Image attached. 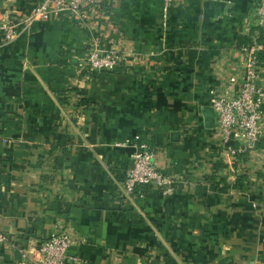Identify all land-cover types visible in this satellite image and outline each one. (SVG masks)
I'll list each match as a JSON object with an SVG mask.
<instances>
[{"label": "crops", "instance_id": "crops-1", "mask_svg": "<svg viewBox=\"0 0 264 264\" xmlns=\"http://www.w3.org/2000/svg\"><path fill=\"white\" fill-rule=\"evenodd\" d=\"M256 1L180 0L165 20L162 0H110L93 23L137 57L114 72L80 67L97 28L69 14L0 45V264L56 229L84 239L78 264H264V160L226 157L208 104ZM259 75L264 89V60ZM136 135L176 179L171 195L124 193Z\"/></svg>", "mask_w": 264, "mask_h": 264}, {"label": "built area", "instance_id": "built-area-1", "mask_svg": "<svg viewBox=\"0 0 264 264\" xmlns=\"http://www.w3.org/2000/svg\"><path fill=\"white\" fill-rule=\"evenodd\" d=\"M162 0L163 17L174 2ZM110 0H37L25 13L12 14L0 8V45L12 43L20 34L28 32L34 23L52 17L71 15L85 29L97 28L96 8L108 7ZM166 20V19H165ZM241 34L246 41L238 46V62L219 86L208 89V104L214 113V128L220 147L232 161L244 158L254 165L264 160V89L259 82V65L264 60V0H257L253 10L243 19ZM98 28L88 38L80 67L87 71L114 72L122 66H133L136 56H130L116 46L103 41ZM5 138L0 133V142ZM132 164L123 179L126 195L136 194L141 186H151L163 196L174 193L176 179L159 168L156 152L148 143L134 136ZM4 237L0 234V241ZM84 239L56 229L38 243L32 253L22 251L19 264H78L70 248Z\"/></svg>", "mask_w": 264, "mask_h": 264}]
</instances>
